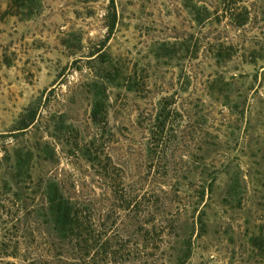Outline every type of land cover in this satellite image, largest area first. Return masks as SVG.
<instances>
[{"label":"rangeland","instance_id":"374dc122","mask_svg":"<svg viewBox=\"0 0 264 264\" xmlns=\"http://www.w3.org/2000/svg\"><path fill=\"white\" fill-rule=\"evenodd\" d=\"M58 197L107 264H264V0H0V264H82Z\"/></svg>","mask_w":264,"mask_h":264},{"label":"trees","instance_id":"16d2710c","mask_svg":"<svg viewBox=\"0 0 264 264\" xmlns=\"http://www.w3.org/2000/svg\"><path fill=\"white\" fill-rule=\"evenodd\" d=\"M162 115L161 111L158 117ZM204 192V188L199 191L200 198H203ZM88 210L87 207L58 197L54 205L58 239L72 244L71 248L76 249V260L82 264L117 263L121 259L124 244L107 237L103 222L92 220Z\"/></svg>","mask_w":264,"mask_h":264}]
</instances>
